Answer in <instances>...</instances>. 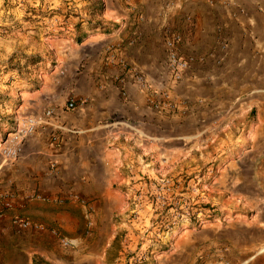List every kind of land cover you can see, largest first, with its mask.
<instances>
[{
    "label": "crops",
    "instance_id": "crops-1",
    "mask_svg": "<svg viewBox=\"0 0 264 264\" xmlns=\"http://www.w3.org/2000/svg\"><path fill=\"white\" fill-rule=\"evenodd\" d=\"M99 2V15L92 16L78 10L84 3H66L79 13L80 24L69 33L78 40L55 48V70L22 97L19 116H40L47 108L54 113L22 139L15 159L0 162V198L9 196L13 204L10 222L18 218L42 229L12 233L6 214L0 222V237L6 239L0 264H27L33 245L21 241L24 234L40 241L36 254L51 264L111 263L107 235L98 229L86 241L84 222L88 214L109 215L119 208L115 200L129 192L143 165L138 152L151 143L155 154L167 129L187 136L234 134L241 112L256 101L264 73V0ZM167 29L180 34L178 52L194 62L181 81L169 85L181 103L162 114L151 109L150 92L136 87L132 73L142 74L152 88L166 84ZM70 99L75 108L65 110ZM55 232L72 243L65 248L57 240L66 249H60L61 257L52 251Z\"/></svg>",
    "mask_w": 264,
    "mask_h": 264
},
{
    "label": "rangeland",
    "instance_id": "rangeland-1",
    "mask_svg": "<svg viewBox=\"0 0 264 264\" xmlns=\"http://www.w3.org/2000/svg\"><path fill=\"white\" fill-rule=\"evenodd\" d=\"M92 2L0 0V147L20 126L24 92L37 90L39 80L55 70V48L78 40L69 33L73 24H80L75 19L79 13H72L66 3H84L78 10L92 16ZM262 74L256 101L241 112L234 134L187 136L182 129H167L155 144V154L151 143L138 152L143 165L136 171L138 177L130 174L136 177L129 192L115 200L119 208L85 218L86 241L98 229L107 235L106 249L113 257L111 263L102 264H264ZM171 98L176 106L181 103ZM4 161L10 160L0 157ZM12 209L10 203L2 210L0 222L8 214L11 225ZM11 228L12 233L40 232ZM50 235L57 248L48 249L64 256L60 249H66L57 240L69 238L57 232ZM5 240L0 237V245ZM21 241L33 245L27 264H51L36 254L40 241L35 236L24 234Z\"/></svg>",
    "mask_w": 264,
    "mask_h": 264
},
{
    "label": "built area",
    "instance_id": "built-area-1",
    "mask_svg": "<svg viewBox=\"0 0 264 264\" xmlns=\"http://www.w3.org/2000/svg\"><path fill=\"white\" fill-rule=\"evenodd\" d=\"M181 41V36L177 32H173L171 30H165L164 39H163V47L165 51L164 57V72L166 75V84H160L159 88H152L150 84L146 81L144 76L140 73L134 72L132 73V77L136 87L141 91L150 92V106L151 109L162 114H169L174 112L176 109V104L171 98L169 85L177 84L179 81L183 79L185 74L187 73L190 65L194 62V58L191 56L183 55L178 52V45ZM109 55V61L114 62L115 57L112 54V48H106ZM119 66L124 67L123 61L119 60L116 63ZM75 102L73 100H67L64 104L63 108L65 110H73L75 108ZM53 109L45 110L40 116L33 117H23L21 119V123L19 128L15 130L6 143L1 145L0 147V157L3 160H13L17 157L19 153L20 144L22 139L27 135L34 132L35 128L42 124L45 118L51 117L53 115ZM52 141H56V137L52 138ZM9 196H3L0 198V217L2 214V210L8 209L10 207V203L7 199ZM11 224L19 229V230H41L42 228L38 225L31 224L27 220H21L18 218H12ZM59 244L62 247H69L72 243L69 240L64 238H60L58 240Z\"/></svg>",
    "mask_w": 264,
    "mask_h": 264
},
{
    "label": "trees",
    "instance_id": "trees-1",
    "mask_svg": "<svg viewBox=\"0 0 264 264\" xmlns=\"http://www.w3.org/2000/svg\"><path fill=\"white\" fill-rule=\"evenodd\" d=\"M94 2H92V12L91 14L93 15H99L100 9H101V3L99 2V0H92ZM40 264H44L39 262ZM38 263V264H39Z\"/></svg>",
    "mask_w": 264,
    "mask_h": 264
}]
</instances>
